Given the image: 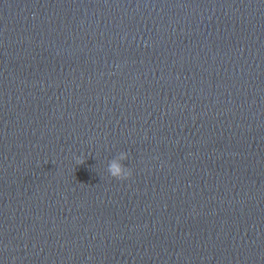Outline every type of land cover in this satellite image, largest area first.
I'll use <instances>...</instances> for the list:
<instances>
[{
  "label": "water",
  "instance_id": "water-1",
  "mask_svg": "<svg viewBox=\"0 0 264 264\" xmlns=\"http://www.w3.org/2000/svg\"><path fill=\"white\" fill-rule=\"evenodd\" d=\"M263 124L264 0H0V186Z\"/></svg>",
  "mask_w": 264,
  "mask_h": 264
},
{
  "label": "clouds",
  "instance_id": "clouds-1",
  "mask_svg": "<svg viewBox=\"0 0 264 264\" xmlns=\"http://www.w3.org/2000/svg\"><path fill=\"white\" fill-rule=\"evenodd\" d=\"M121 158H123V156ZM109 174L112 178L123 181L129 179L132 172L130 170H125L124 166L116 161H113L109 166Z\"/></svg>",
  "mask_w": 264,
  "mask_h": 264
}]
</instances>
